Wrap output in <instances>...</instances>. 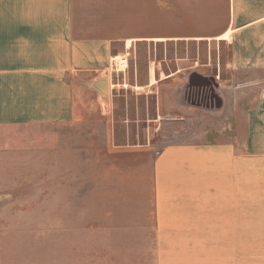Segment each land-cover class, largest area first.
<instances>
[{
  "label": "crops",
  "instance_id": "0c3cea01",
  "mask_svg": "<svg viewBox=\"0 0 264 264\" xmlns=\"http://www.w3.org/2000/svg\"><path fill=\"white\" fill-rule=\"evenodd\" d=\"M150 44L194 47L135 85L186 131L119 145L110 61ZM9 191L0 264H264V0H0Z\"/></svg>",
  "mask_w": 264,
  "mask_h": 264
},
{
  "label": "rangeland",
  "instance_id": "374dc122",
  "mask_svg": "<svg viewBox=\"0 0 264 264\" xmlns=\"http://www.w3.org/2000/svg\"><path fill=\"white\" fill-rule=\"evenodd\" d=\"M188 48L190 54L192 51L194 52L193 46L190 45ZM188 48L173 44H150L138 46L133 52H128V68L124 72L113 73L114 82L120 83L112 91L111 123H109V132L116 144L143 143L147 138H151L159 145H163L167 142L183 139L181 135L186 131L183 127L173 126L162 120L156 121L155 94L146 88L141 89L135 85L141 86L145 83L144 67L148 65L149 60L161 62L164 71L168 72L169 68L166 64L169 63V59L176 52L179 55H185ZM204 50V47L200 46L202 55ZM213 50L215 53V48ZM223 50V46H220L218 49L220 57ZM136 67L137 77H135ZM11 191L6 192L9 194L4 197L7 201L0 202V210L11 212L14 205L16 207L27 206V204L13 203ZM15 197L17 199V196Z\"/></svg>",
  "mask_w": 264,
  "mask_h": 264
},
{
  "label": "built area",
  "instance_id": "2783aa9c",
  "mask_svg": "<svg viewBox=\"0 0 264 264\" xmlns=\"http://www.w3.org/2000/svg\"><path fill=\"white\" fill-rule=\"evenodd\" d=\"M129 53L127 51L115 55L111 58L109 71L110 73L124 72L129 65ZM153 63L149 62L148 66L151 67Z\"/></svg>",
  "mask_w": 264,
  "mask_h": 264
}]
</instances>
